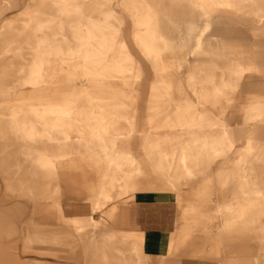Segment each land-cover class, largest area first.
<instances>
[{
  "label": "bare ground",
  "instance_id": "1",
  "mask_svg": "<svg viewBox=\"0 0 264 264\" xmlns=\"http://www.w3.org/2000/svg\"><path fill=\"white\" fill-rule=\"evenodd\" d=\"M78 179L100 220L63 215ZM139 195L176 206L158 264H264V0H0L6 237L34 210L23 253L74 258L100 223L102 264H151L118 230ZM19 241L0 264H52Z\"/></svg>",
  "mask_w": 264,
  "mask_h": 264
},
{
  "label": "crops",
  "instance_id": "2",
  "mask_svg": "<svg viewBox=\"0 0 264 264\" xmlns=\"http://www.w3.org/2000/svg\"><path fill=\"white\" fill-rule=\"evenodd\" d=\"M172 202L157 201L155 196L139 195L128 206L121 209L120 222L118 230L134 231L142 233L144 242L142 245L143 252L150 257L151 264H158L162 254V249L165 247V237L170 235L175 230L174 208ZM63 215L66 218H88L93 217L94 220L101 219V212L93 213L88 206H70L63 210ZM37 221V220H36ZM45 225L36 223V226ZM53 225V224H52ZM51 225V227H53ZM54 229V228H52ZM90 231H96L94 235L95 245L87 248H82L80 254H74V258L69 255L64 258H56L49 256L45 258H34L43 262L52 264H85V256L92 259L93 264H102V224L99 223L97 229L89 228ZM87 250V253H86ZM81 258L78 260L75 257Z\"/></svg>",
  "mask_w": 264,
  "mask_h": 264
},
{
  "label": "rangeland",
  "instance_id": "3",
  "mask_svg": "<svg viewBox=\"0 0 264 264\" xmlns=\"http://www.w3.org/2000/svg\"><path fill=\"white\" fill-rule=\"evenodd\" d=\"M16 10H13L12 12L9 13V16L13 13H15ZM83 183L81 181V179H78V181L74 184L71 185L72 189H70V191H68L66 189V187L64 188L65 193H66V198L64 201V209L66 210L68 207L70 206H88L89 202L86 200V196L84 194V188H83ZM132 200H127L126 204L124 206H128L129 204H131ZM44 206L47 205V202L45 201ZM173 208H174V221H176L177 218V210H176V206L175 204H173ZM33 211L34 210H25V212L23 213L22 217L20 218L19 221H15V224L17 226V228L19 229V234L10 236V237H6L5 232H3V230H7V222L5 221V219L2 218V216L4 215L3 213H5V210H0V244L1 245H8L11 242L17 240V238L20 240L19 241V246H18V256L20 259L25 260V259H34L36 257L38 258H45V257H49V256H45L39 253H23L22 252V245H23V241L24 238H26L27 236V230L25 228L28 227V222L31 220L32 216H33ZM43 218V219H42ZM42 219V220H41ZM44 223L45 225H43V228H55V224H57V214L54 210H39V214H38V220L34 221L35 225L36 223ZM53 224V225H52ZM51 225L53 227H51ZM39 228H41V225L38 226ZM57 258V257H56Z\"/></svg>",
  "mask_w": 264,
  "mask_h": 264
}]
</instances>
